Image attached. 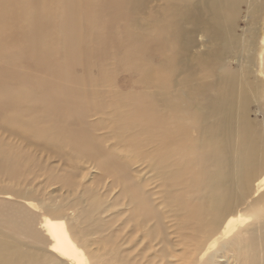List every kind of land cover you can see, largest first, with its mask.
Returning a JSON list of instances; mask_svg holds the SVG:
<instances>
[{
  "label": "bare ground",
  "instance_id": "obj_1",
  "mask_svg": "<svg viewBox=\"0 0 264 264\" xmlns=\"http://www.w3.org/2000/svg\"><path fill=\"white\" fill-rule=\"evenodd\" d=\"M263 1L161 0L146 16L148 0H0V53L41 72L34 78L23 65L25 70L16 72L12 62L1 68L0 121L22 126L41 142L68 143L106 169L98 158L99 143L84 121L82 88L95 80L84 83L70 73L71 65L88 58L81 39L91 29L84 24L97 25L98 51L114 50L119 41L121 68L137 70L139 82L156 90L128 92L118 98L111 116L142 129L144 135L133 143L160 132L153 145L157 156L193 155L191 177L200 176L198 189L209 194L194 205L184 195L177 197L185 217L196 223L194 247L186 249L188 256L180 264H264V133L248 117V105L261 91L258 18ZM240 21L245 25L241 31ZM200 44L208 51L196 50ZM152 50L159 54L156 64L148 56ZM213 69L214 96L202 103L198 74ZM31 107L39 108V120ZM185 119L192 120L191 127L186 128ZM110 162L118 166H112L114 179L129 189L140 204L137 210L148 217L151 212L141 205V190L131 187L126 164ZM37 209L26 203L27 214L36 215ZM44 228L50 254L61 263L88 264L59 216L46 217ZM28 234L37 238L31 229ZM28 254L17 239L0 241V264H27Z\"/></svg>",
  "mask_w": 264,
  "mask_h": 264
},
{
  "label": "rangeland",
  "instance_id": "obj_2",
  "mask_svg": "<svg viewBox=\"0 0 264 264\" xmlns=\"http://www.w3.org/2000/svg\"><path fill=\"white\" fill-rule=\"evenodd\" d=\"M160 3L161 0H148L144 14H152L151 7ZM258 20L263 41L259 65L262 76L257 72L256 75L261 81V91L257 101L248 105V117L256 121L264 133V1ZM242 22H238L240 31L245 27ZM84 25L91 29L84 32L81 39L89 48L88 58L83 57L80 64L71 65L70 73L72 78H80L84 83L88 79L95 80L82 88L86 105V116L83 115L93 139L100 146L101 152L95 156L104 159L107 168L78 153L68 143L41 142L29 136L22 126L0 121V241L12 244L14 239L19 240L21 248L29 253L27 264L37 257L38 264H63L57 255L50 254L52 244L44 228L46 217L56 215L88 264H180L182 258L188 256L186 249L194 247L191 236L196 223L185 217L177 197L184 195L185 201L194 205L209 196L205 190L198 189L200 176L191 177L194 156L184 153L174 157L157 156L153 145L160 132L156 136L141 137L139 144L133 143V139L137 141L144 135L142 129L129 127L123 123L124 118L111 116L110 111L118 98L128 92L141 94L156 90L139 82L137 70L126 72L121 68L119 61L123 53L119 48L123 46H119V41L114 50L101 48L98 51L94 35L99 27L90 22ZM198 41L200 43V37ZM196 50L208 51L202 44ZM105 51L108 54L104 57ZM158 55L155 50L149 53L153 64L159 62ZM4 56L0 55L1 71L5 64L12 62L16 72L26 69L34 78L41 74L32 63H16L13 62L15 57ZM198 82L205 96H201V102L213 98L214 69L199 72ZM30 110L39 120V108ZM21 113L22 121L26 122V115ZM191 122L184 120L186 128L191 127ZM189 134L195 138L193 128ZM109 160L126 164L131 187H136L137 192L141 190L145 203L141 205L151 212L148 217L137 210L139 203L131 197L129 189L114 179L112 166H118ZM30 201L38 208L36 215L25 211ZM30 229L37 238L28 234Z\"/></svg>",
  "mask_w": 264,
  "mask_h": 264
}]
</instances>
